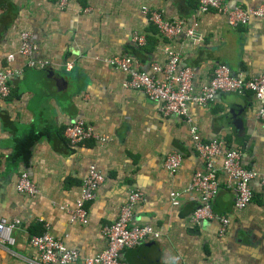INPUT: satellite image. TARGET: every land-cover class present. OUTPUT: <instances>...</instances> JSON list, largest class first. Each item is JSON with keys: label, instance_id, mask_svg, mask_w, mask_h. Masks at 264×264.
<instances>
[{"label": "crops", "instance_id": "1", "mask_svg": "<svg viewBox=\"0 0 264 264\" xmlns=\"http://www.w3.org/2000/svg\"><path fill=\"white\" fill-rule=\"evenodd\" d=\"M144 8L168 21H184L193 37L167 42ZM22 30H29L38 45L33 67L17 53ZM134 33L146 38L145 46L132 42ZM166 46L180 52V66L193 70L196 85L206 84L220 63L233 73L257 75L264 71V20L231 28L223 16L201 13L197 0H67L64 6L59 0H0V70H22L12 78L9 98L0 100V219L15 223L14 244L0 241V264H39L29 239L47 230L83 257L101 251L103 225L116 219L133 189L144 194L136 222L152 225L160 236L125 250L123 264H264V197L258 178L251 182L253 199L243 209L233 207L229 187L221 186L214 196V210L229 217L223 236L216 222L188 221L198 204L196 192L188 191L191 174L205 168L192 147V125L203 141H225L242 152L244 166L264 175V126L253 96L222 93L207 107L192 106L193 123L188 124L164 117L158 103L126 88L127 75L107 63L112 56L129 55L148 71L150 63L164 62ZM10 53L14 58L8 63ZM77 121L96 137L72 146L64 130ZM30 138L35 142L24 161L16 156L17 147ZM174 150L182 161L169 172L163 160ZM91 165L106 179L87 205L86 222L72 221L66 209L76 203ZM23 171L38 188L34 198L16 191ZM172 191L180 193L178 205L170 200Z\"/></svg>", "mask_w": 264, "mask_h": 264}, {"label": "built area", "instance_id": "2", "mask_svg": "<svg viewBox=\"0 0 264 264\" xmlns=\"http://www.w3.org/2000/svg\"><path fill=\"white\" fill-rule=\"evenodd\" d=\"M61 6L67 0H59ZM198 10L201 13L215 12L225 18L227 25L237 28L246 25L251 19L264 20V4L255 7L230 6L227 0H197ZM148 20L153 24L162 39L172 42L178 37H193V29L187 28L182 20L168 21L156 10H145ZM20 43L17 53L28 58L29 66H35L32 57L38 45L32 40L29 30L20 31ZM132 42L137 46H144L146 38L134 33ZM165 60L163 63L152 62L149 70L143 69L139 59L129 55L112 56L107 63L113 69L127 75L125 87L142 92L148 100L160 105L159 111L164 117H179L188 124L193 123L190 112L192 106L207 107L220 94H251L258 105L257 117L264 126V71L260 74L248 76L241 72L233 73L227 64H217L212 76L206 84L196 85L194 72L190 67H182L180 52L171 46L164 48ZM14 54L6 56L10 63ZM45 63L38 66H44ZM20 68H5L0 70V100H7L10 96L12 78L20 76ZM64 136L72 146L82 144L85 140L96 137L94 131L81 121L69 125L64 130ZM192 147L202 158L205 168L197 169L191 174L188 191L196 192L198 204L189 213L190 224L203 221L216 222L218 232L223 236L229 224V217L212 206L213 198L220 187H229L233 197V207L243 209L254 196L251 186L252 180L258 178L261 193L264 197V175L244 166L242 152L232 148L221 139L203 141L197 134L195 126L190 127ZM182 161L179 151L169 152L163 166L169 172L176 171ZM225 178V181L223 180ZM106 176L96 165L89 167L86 177L83 178L78 198L73 206L67 208L72 221L86 222L88 218V203L95 200L99 187ZM16 191L20 194L34 198L39 191L31 181L27 172L18 176ZM180 193L170 192L173 205L179 204ZM143 191L131 190L125 201L120 205L115 220L102 227L106 246L99 252L88 256H81L80 251L68 247L64 241L56 239L48 230L40 235H33L29 245L37 253L39 264H74L82 261L83 264H123V252L137 247L146 240H157L160 232L152 225L136 222V208L143 200ZM15 223L5 218L0 219V241L8 245L14 244L11 234Z\"/></svg>", "mask_w": 264, "mask_h": 264}, {"label": "trees", "instance_id": "3", "mask_svg": "<svg viewBox=\"0 0 264 264\" xmlns=\"http://www.w3.org/2000/svg\"><path fill=\"white\" fill-rule=\"evenodd\" d=\"M147 42V41H146ZM145 46V45H144ZM143 47V46H142ZM35 142L34 138H30V139H26L23 142H21L18 147H17V151H16V156L19 158H22L24 161H27L28 156H29V152H28V148L29 146H31L33 143Z\"/></svg>", "mask_w": 264, "mask_h": 264}]
</instances>
